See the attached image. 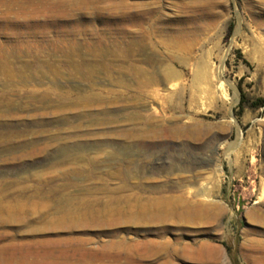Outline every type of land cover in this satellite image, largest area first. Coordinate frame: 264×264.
I'll list each match as a JSON object with an SVG mask.
<instances>
[{
	"label": "rangeland",
	"instance_id": "1",
	"mask_svg": "<svg viewBox=\"0 0 264 264\" xmlns=\"http://www.w3.org/2000/svg\"><path fill=\"white\" fill-rule=\"evenodd\" d=\"M258 99L264 0H0V264H264Z\"/></svg>",
	"mask_w": 264,
	"mask_h": 264
},
{
	"label": "bare ground",
	"instance_id": "2",
	"mask_svg": "<svg viewBox=\"0 0 264 264\" xmlns=\"http://www.w3.org/2000/svg\"><path fill=\"white\" fill-rule=\"evenodd\" d=\"M135 40H136V39H135ZM139 42H140V41H139ZM136 43H137V41H132V42H131V45L133 46V45L136 44ZM139 46H140V44H139ZM133 47H134V46H133ZM128 49H129V51H128L129 54L132 55V48L129 47ZM133 49H134V48H133ZM186 172H187V171L181 172V174H184V173L186 174ZM139 173H140V172H139ZM140 174H141V173H140ZM180 179L183 180V179H186V177H183V178L180 177ZM205 187H206V186H205ZM202 195H204V194H202ZM161 212H162V211H161ZM168 212H169V211H168ZM167 215H168V213H165V214H162V213H160V212H156V213H155V217L157 218V220H158V219H161L162 217L165 218V217H167ZM170 215H171V214H170ZM172 215H173V214H172ZM174 215H175V214H174ZM183 215H184V214H183ZM187 215H188V214H187ZM185 216H186V214H185ZM170 217H171V216H170ZM156 218H155V219H156ZM180 218H181V217H180ZM188 218L190 219V217H188ZM153 219H154V218H153ZM164 220H165V219H164ZM180 220H181V219H180ZM26 248H27V247H25V249H26ZM36 248H37V247H36ZM36 250H38V248H37ZM39 250H41V249H39ZM27 251H28V250H27ZM33 251H34V250H33ZM29 252H30V251H29ZM36 252H37V251H36ZM49 252H50V251H49ZM55 262H56V261H55Z\"/></svg>",
	"mask_w": 264,
	"mask_h": 264
},
{
	"label": "trees",
	"instance_id": "3",
	"mask_svg": "<svg viewBox=\"0 0 264 264\" xmlns=\"http://www.w3.org/2000/svg\"><path fill=\"white\" fill-rule=\"evenodd\" d=\"M246 101V98L244 96V94L241 95V101H240V105L242 106ZM264 106V99H258L255 102H253V108H259V107H263Z\"/></svg>",
	"mask_w": 264,
	"mask_h": 264
}]
</instances>
